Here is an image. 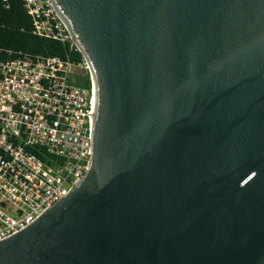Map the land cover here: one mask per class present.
<instances>
[{"label":"water","instance_id":"obj_1","mask_svg":"<svg viewBox=\"0 0 264 264\" xmlns=\"http://www.w3.org/2000/svg\"><path fill=\"white\" fill-rule=\"evenodd\" d=\"M53 1L93 159L0 264H264V0Z\"/></svg>","mask_w":264,"mask_h":264},{"label":"built area","instance_id":"obj_2","mask_svg":"<svg viewBox=\"0 0 264 264\" xmlns=\"http://www.w3.org/2000/svg\"><path fill=\"white\" fill-rule=\"evenodd\" d=\"M21 1L37 35L75 45L53 0ZM84 63L89 70L86 59L4 58L0 49V241L32 224L91 168L93 86L79 85L75 72Z\"/></svg>","mask_w":264,"mask_h":264},{"label":"trees","instance_id":"obj_3","mask_svg":"<svg viewBox=\"0 0 264 264\" xmlns=\"http://www.w3.org/2000/svg\"><path fill=\"white\" fill-rule=\"evenodd\" d=\"M0 49L4 58H17L21 55L60 56L70 58L75 64L85 61L83 54L71 42L41 37L34 32L32 17L21 0H0ZM79 85L92 87L88 69L77 76Z\"/></svg>","mask_w":264,"mask_h":264},{"label":"rangeland","instance_id":"obj_4","mask_svg":"<svg viewBox=\"0 0 264 264\" xmlns=\"http://www.w3.org/2000/svg\"><path fill=\"white\" fill-rule=\"evenodd\" d=\"M86 66H87V64L86 63H84V64H82V65H80V66H77V67H75V72L77 73V74H81V75H83V74H85L86 73Z\"/></svg>","mask_w":264,"mask_h":264}]
</instances>
